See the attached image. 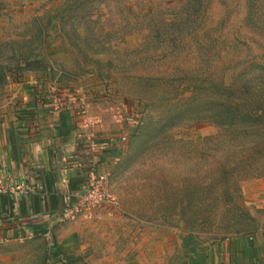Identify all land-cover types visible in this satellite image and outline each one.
<instances>
[{
  "label": "rangeland",
  "instance_id": "obj_1",
  "mask_svg": "<svg viewBox=\"0 0 264 264\" xmlns=\"http://www.w3.org/2000/svg\"><path fill=\"white\" fill-rule=\"evenodd\" d=\"M60 2L0 0V103L38 87L70 98L91 136L107 129L113 201L64 221L77 230L69 251L59 234L0 241V264H209L213 247L256 231L255 137L181 99L216 98L240 73L258 90L264 0H76L66 22H32Z\"/></svg>",
  "mask_w": 264,
  "mask_h": 264
},
{
  "label": "crops",
  "instance_id": "obj_2",
  "mask_svg": "<svg viewBox=\"0 0 264 264\" xmlns=\"http://www.w3.org/2000/svg\"><path fill=\"white\" fill-rule=\"evenodd\" d=\"M50 91V90H47ZM46 89L26 87L0 103V241L58 235L69 251L77 231L57 219L83 192L88 174L104 173L108 130L96 125L92 136L78 125L76 105L52 112ZM9 180L23 181L26 193L11 192ZM109 186V185H108ZM264 208V195L260 200ZM254 232L212 248L209 264H264V214ZM221 257V258H220Z\"/></svg>",
  "mask_w": 264,
  "mask_h": 264
},
{
  "label": "trees",
  "instance_id": "obj_3",
  "mask_svg": "<svg viewBox=\"0 0 264 264\" xmlns=\"http://www.w3.org/2000/svg\"><path fill=\"white\" fill-rule=\"evenodd\" d=\"M60 4L54 7H48L40 16L33 17L32 22H44L42 16L47 15L45 22H52L53 15L50 16V12H59L60 16L58 22H66L65 19L69 17L71 10L74 11L76 0H62ZM55 19V18H54ZM37 23V24H38ZM43 33V34H42ZM36 34L38 36L44 35V30L41 25H36ZM2 68V67H0ZM5 75L0 72V82L4 80ZM242 77V73L238 78H234L229 84L220 82L218 88L215 89L216 98H210L208 100L207 95L201 99L195 94L185 96L181 100L183 104H188L186 109H194L195 112L201 111L207 114V117L219 127L226 128L228 131H236L251 135L254 141V152L264 160V87L257 83L258 90L254 91L248 86V80ZM201 96V95H200ZM180 100V101H181ZM192 101V102H191ZM194 102V103H193ZM173 108L174 116L182 115L185 108L176 105ZM195 105H197L195 107ZM171 117V116H170ZM172 118V117H171ZM256 149V151H255Z\"/></svg>",
  "mask_w": 264,
  "mask_h": 264
},
{
  "label": "built area",
  "instance_id": "obj_4",
  "mask_svg": "<svg viewBox=\"0 0 264 264\" xmlns=\"http://www.w3.org/2000/svg\"><path fill=\"white\" fill-rule=\"evenodd\" d=\"M49 97L47 99V104L51 111L55 113L62 110L64 106L70 102V98L68 101L67 96L64 97L55 92L50 98ZM83 118H85V116H83ZM83 126H86V121L83 122ZM6 188L11 192L20 193H26L30 190V187L23 181L16 182L13 180H9V182L6 183ZM112 201L113 194L108 186L106 176L104 173L92 170L87 176L83 192L74 203L59 212L57 219L60 222L75 220L79 214Z\"/></svg>",
  "mask_w": 264,
  "mask_h": 264
}]
</instances>
